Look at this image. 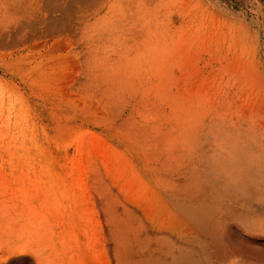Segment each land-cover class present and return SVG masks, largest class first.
I'll use <instances>...</instances> for the list:
<instances>
[{"label": "bare ground", "instance_id": "obj_1", "mask_svg": "<svg viewBox=\"0 0 264 264\" xmlns=\"http://www.w3.org/2000/svg\"><path fill=\"white\" fill-rule=\"evenodd\" d=\"M179 1L109 0L90 14L105 32L120 30L118 72L145 83L139 91L130 83L116 91L131 97L128 117L113 114L117 155L107 169L97 163L84 176L48 186L53 216L65 229L43 241L40 264H264V254L253 256L238 234L224 239L237 229L264 241V50L243 25L217 21L214 77L174 94L170 49L152 34L158 19L174 25L188 18L198 35L204 22L214 23L209 15L223 17L212 0L190 2L177 14ZM19 8L15 0L4 6L7 13ZM27 47L1 55L2 66ZM139 93L143 108L133 106ZM133 114L153 140L127 130Z\"/></svg>", "mask_w": 264, "mask_h": 264}, {"label": "rangeland", "instance_id": "obj_2", "mask_svg": "<svg viewBox=\"0 0 264 264\" xmlns=\"http://www.w3.org/2000/svg\"><path fill=\"white\" fill-rule=\"evenodd\" d=\"M9 1L0 0V264H40L47 248L43 241L55 239L65 229L53 216L48 186L59 178L84 176L97 163L107 169L117 155L113 114L127 115L125 105L131 97H117L116 91L126 83L139 91L145 81L118 72L120 30L105 32L98 17L90 15L107 7L109 0H15L19 10L7 13L4 6ZM195 3L180 0L177 14ZM212 3L223 17L209 15L214 23L204 22L198 35L188 18L176 19L175 26L159 18L160 26L152 33H158L161 45L170 49L169 84L174 94H187L216 73L211 33L217 21L243 25L264 50V0ZM83 15L90 16L83 19ZM148 20L146 16L143 24ZM27 45L2 66L1 55ZM136 96L133 106L143 108V96ZM137 117L129 116L127 130L143 141L153 140L155 134L140 126ZM235 230L225 233L224 239L231 241L238 234L246 249H255L253 256L263 257L264 241L248 240Z\"/></svg>", "mask_w": 264, "mask_h": 264}]
</instances>
